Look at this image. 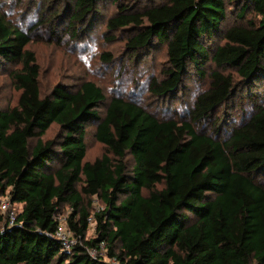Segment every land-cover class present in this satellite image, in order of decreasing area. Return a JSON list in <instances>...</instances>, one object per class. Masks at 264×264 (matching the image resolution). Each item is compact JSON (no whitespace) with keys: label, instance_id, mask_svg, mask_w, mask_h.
Here are the masks:
<instances>
[{"label":"trees","instance_id":"1","mask_svg":"<svg viewBox=\"0 0 264 264\" xmlns=\"http://www.w3.org/2000/svg\"><path fill=\"white\" fill-rule=\"evenodd\" d=\"M113 1L105 28L128 32L126 50L136 56L166 46L163 77L149 81L152 95L174 94L188 64L203 75L207 58L215 65L209 85L195 95L189 120L159 117L122 96H112L100 115L104 94L92 80L41 93L30 36L0 13V67L17 65L9 76L20 91L15 106L0 109V198L21 204L11 225L0 213V264H111L104 256L117 264H264V103L224 136L195 127L238 83L264 74V0H229L239 6L237 18L248 7L253 18L225 30V0L142 8L141 0ZM98 2L73 0L68 26ZM219 34L223 43L209 52L206 41ZM91 120L105 152L88 161ZM52 124L59 134L44 140ZM91 197L99 201L95 209ZM62 205L70 206L65 224L76 240L68 249L53 236ZM90 218L95 234L86 238Z\"/></svg>","mask_w":264,"mask_h":264},{"label":"rangeland","instance_id":"2","mask_svg":"<svg viewBox=\"0 0 264 264\" xmlns=\"http://www.w3.org/2000/svg\"><path fill=\"white\" fill-rule=\"evenodd\" d=\"M73 0H0V13L12 25L21 28L30 36L27 48L34 52L39 65V87L42 94H48L55 86L76 89L83 80H92L104 94L102 106L98 108L103 114L105 104L112 96L129 97L140 103L145 109L159 117L187 119L191 117L195 95L209 85V72L215 69L214 63L207 58L202 65L203 75L198 74L192 64H188L178 89L174 94L164 97L154 96L149 90L152 78H162V70L167 66L165 44H154L139 55L134 56L125 49L126 30L109 32L105 28L106 19L116 12L113 0H99L96 10L84 21L75 23V28L68 26V16ZM165 0H141L136 6L142 8ZM226 2V16L222 22L223 29L253 18L250 7L244 17L237 18L239 6ZM55 16V17H54ZM221 34L206 41L211 52L216 45L223 43ZM110 52L112 59L106 62L101 58L102 52ZM17 65L3 64L0 67V109H10L17 104V90L9 76V71ZM238 81L234 68L228 67ZM264 103V74H260L247 83H238L230 98L216 108L203 125L215 136H224L230 128L246 120L255 108ZM215 122V123H214ZM97 120L89 121L85 126L84 160L91 161L105 152V147L95 138ZM217 128V131H214ZM59 127L50 125L43 139L54 138L59 134ZM126 161L133 164L128 154ZM53 166H57L54 162ZM264 180V177H259ZM93 198V200H92ZM89 198L83 196L86 203ZM90 209L99 206V201L91 197ZM16 213L21 204L13 203ZM70 206L62 205L57 213L66 217ZM94 222L91 220L86 231V238L94 236ZM73 241L75 240L72 237ZM96 255V251H91ZM103 260L111 264L106 256Z\"/></svg>","mask_w":264,"mask_h":264},{"label":"built area","instance_id":"3","mask_svg":"<svg viewBox=\"0 0 264 264\" xmlns=\"http://www.w3.org/2000/svg\"><path fill=\"white\" fill-rule=\"evenodd\" d=\"M0 213L4 214L7 217L8 225H11L14 223L17 213H16V210L13 204L10 202L9 198L6 196L0 198ZM56 219H57V225H56L53 236L58 241L61 242L62 247L64 249H68L75 243L76 240L73 241L72 239L73 237L72 233L65 224V217H61L57 215ZM91 220L92 218L89 219V222H91Z\"/></svg>","mask_w":264,"mask_h":264}]
</instances>
